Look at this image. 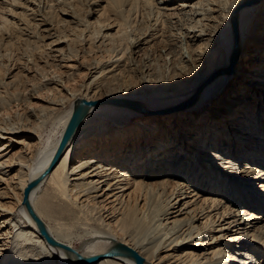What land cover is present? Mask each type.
I'll list each match as a JSON object with an SVG mask.
<instances>
[{
    "label": "bare ground",
    "instance_id": "obj_1",
    "mask_svg": "<svg viewBox=\"0 0 264 264\" xmlns=\"http://www.w3.org/2000/svg\"><path fill=\"white\" fill-rule=\"evenodd\" d=\"M50 1L22 14L57 72L16 74L36 84L22 116L0 96V264H137L105 255L117 244L144 264H264V0Z\"/></svg>",
    "mask_w": 264,
    "mask_h": 264
},
{
    "label": "rangeland",
    "instance_id": "obj_2",
    "mask_svg": "<svg viewBox=\"0 0 264 264\" xmlns=\"http://www.w3.org/2000/svg\"><path fill=\"white\" fill-rule=\"evenodd\" d=\"M30 1L31 0H15V2L12 3V0H0V96H4V99L6 101H9V103H11L13 110L10 109L9 111L11 112L12 115H15L17 117L24 115L26 112L27 106H31V98L28 99V97L30 96L29 92L31 91L30 89L32 88V86L36 85L35 83L39 82L38 81V80H40L39 78L42 77V75L46 76L49 73L57 72L56 71L57 69L54 66H52V64H50V60H48V61L46 60L47 59V54H46L47 51L44 49L40 50V48H43V47L38 48L36 41H34V38L39 40V38L37 36H35V34H37V32H38L37 35H39V33H40V30L38 27L39 25L37 24L38 26H36V22L32 21L33 23H35V24H33L31 22L30 16H29L30 19H28L27 15L24 14V16H23V14H22V13L26 12L25 8L30 4ZM48 1H50V0H48ZM33 2H36L37 4L41 3L40 5H42V3H43V5H45V0H33ZM51 2L53 3V5ZM49 4L52 6L51 7L49 6L48 8L45 9V11L43 10V12L41 11V14L46 18L47 21L52 23V19H53V21H56L58 17L59 18L61 17V13H60V10L57 9L59 6L55 7V5H54L55 1H50ZM59 14H60V16H59ZM18 15H19V17H18ZM20 17H21V21H19V19H18ZM26 17H27V19H26ZM38 18L40 19L43 17L38 16ZM25 19H26L27 23H31V24L30 25L27 24L24 21ZM7 20L9 21L8 24L6 23ZM29 20H30V22H29ZM18 21L19 22L24 21L23 23L24 24L26 23L25 24L26 26L24 24L20 25ZM10 22H12L14 26L13 25L11 26L12 23H10ZM9 24H10V29H9ZM32 25H33V27H32ZM20 26L23 27V30ZM17 28L20 30H18ZM24 28H26V29H24ZM28 28H30V30H27ZM35 30H36V32H35ZM5 31L6 32L9 31V32H7L9 35ZM22 31H24L25 34L27 33V35L22 33ZM20 32H21V36H23V34H24V37L20 36ZM28 32H30L31 34ZM20 37L23 39L25 38L26 40H23L24 41L23 42V41H21L22 39ZM27 41L30 43V45H27V44H29ZM74 45H77V46H74ZM79 45H80V43H78V44L74 43L73 44V48L75 47L74 49L77 50V52L75 51V53H77V54H78L79 48H81V45L80 46ZM43 50L46 53L42 52ZM162 50L163 49H162V46L160 44H155L154 47L152 48L150 55H151V58H153L155 62H156L158 55L162 54ZM40 52H42L43 54H46V56L44 55V57H42L43 55ZM79 54L81 55V50H80ZM38 56H40V58ZM30 59H31V62H30ZM48 59H49V57H48ZM28 60H29V62H28ZM236 61H237V59H236ZM236 61H235V63H236ZM28 64H29V66H27ZM26 66H27V68L29 67V70L31 69V71H33V72L30 73V72L26 71L24 69ZM51 67L52 68L54 67L55 72L52 70ZM37 68H39V69H37ZM35 71L40 72V74L35 73ZM48 71H51V72H48ZM18 73H21L22 76H23L22 73H24V75L26 74L27 76H29L28 78L30 79V81L34 80V82H35V79H37V81L35 83L34 82L31 83L32 85H30V82H29L27 77L21 76V80H20V76H18L19 77L18 80L20 82L17 81L18 83H13L17 80L18 77L16 76V74H18ZM13 78H14V80H12ZM15 78H16V80H15ZM22 78H23V80H26V78H27L28 81H26V82H29V84L25 83V81L23 82ZM84 79L85 78L82 76L77 77L75 83L72 82V83H70V85L68 84L69 88H71L72 90L80 88V86H82V84H84L87 80V79H85V80ZM7 82L8 83L10 82V84H7V86H6L4 83H7ZM23 83H25L26 85L24 84L25 86H23ZM37 100L38 99L35 98L32 101V103L33 102H36V103L41 102L40 104L44 103V101H42V100H40V101H37ZM73 101H75V100L72 98H69V97L67 98V104H66L67 107L65 108L66 111H68V109L70 108ZM189 101L190 100L188 98L186 100H183V102H189ZM142 103L147 105L144 102H142ZM121 109H123V108H121ZM0 116H2V114H0ZM76 225L79 227L78 228H76L77 226L74 227V231L76 229L75 232L80 230V228H81L80 226H82L79 223H77Z\"/></svg>",
    "mask_w": 264,
    "mask_h": 264
},
{
    "label": "water",
    "instance_id": "obj_3",
    "mask_svg": "<svg viewBox=\"0 0 264 264\" xmlns=\"http://www.w3.org/2000/svg\"><path fill=\"white\" fill-rule=\"evenodd\" d=\"M120 102H122V101H117V103H120ZM100 103H102V102L101 101L94 102L95 105H98ZM92 104H93L92 102L87 103L85 101H81L76 105L74 113H73V117H72L71 122L69 123V126L65 132V136L63 138V141L61 143L59 150H61L64 147L65 142H66L67 138L70 136L71 132L74 130V127H75L77 121L81 118V116L84 114V112H87V110L90 108V106ZM121 104H124V103L122 102ZM130 106H133V105H130ZM33 186H34V184L30 185L27 188V190L25 191L24 202H25L30 214L37 221V224H38L42 234L47 238V240L50 243H52L53 245H57V242L49 236L44 223L41 221V219H39V217L36 215V213L34 212L32 206H31V203L29 200V192L31 190V187H33ZM66 250H69V249L66 248ZM105 255H107V256L127 255L129 257L134 258V260L137 262V264H144L143 258L137 252H135L131 248L124 246V245H121V244L114 245L112 248H110V250ZM99 258H100V256H95V257L86 259L84 262L85 263H91V262L97 261ZM81 263H83V262L81 261Z\"/></svg>",
    "mask_w": 264,
    "mask_h": 264
}]
</instances>
